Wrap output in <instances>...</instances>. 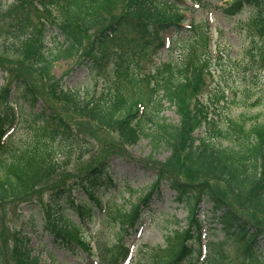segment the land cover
<instances>
[{
	"label": "rangeland",
	"instance_id": "1",
	"mask_svg": "<svg viewBox=\"0 0 264 264\" xmlns=\"http://www.w3.org/2000/svg\"><path fill=\"white\" fill-rule=\"evenodd\" d=\"M50 2L0 0V139L1 133H6L4 150L30 145L34 137L32 113L46 111L55 112L63 120L71 134L78 138L79 146L71 151L68 159L60 156L55 170L39 181L29 194L0 204V248L5 264H15L14 242L24 231L31 239L33 254L38 255L43 264H102L100 256L103 250H110L118 241L117 233L123 218L119 219L118 210L128 212L136 201L152 189L157 180V168L166 164L171 151L166 145L153 149V145L144 137L127 138L118 128L99 126L78 112L74 105L75 96L86 98L92 95L99 98L107 93L108 86H121L116 70L123 61L122 55L129 54L139 74L145 77L140 83V92L139 89H128L126 92L140 98L143 96L144 110L147 111L152 108L148 97H158L153 91L154 81L148 76L150 70L165 61H181L193 39L198 54L201 57L207 55V63L203 67L207 74L204 78L206 87L190 91L191 99L200 103L204 100L209 107L211 120H215L211 124L200 121L195 136H217L214 130H225L228 116L234 120L249 119L247 126L255 122L264 123V31L261 32L252 23L257 15L255 8L248 7L240 14L228 16L224 10L232 0H202L190 11L177 12L176 18L186 30L182 33L174 29L164 32L165 46L160 50L149 47L142 54L139 51L134 53L128 43L137 35L128 30L120 31L103 43L95 42L96 32L114 16L125 12V6L121 5L104 12V16L84 32L83 49L78 58L56 61L52 77L47 78L32 68V54H27L28 59L25 54L28 49H33L43 28L47 29V54L51 55L65 41L58 27L49 24L50 15L44 4L49 5ZM189 2L182 0L181 4L191 5ZM9 11H12L10 17L7 16ZM26 16L29 17L27 20ZM189 25L200 29L202 38L194 39L187 28ZM25 30L32 33L28 36L29 45L15 49L12 44L14 36L22 35ZM84 60H88L90 66L83 64ZM25 85L31 88L36 102L22 94ZM8 88L11 89L9 100L5 101V90ZM164 106L156 116L168 123L179 124L181 119L175 107H170L168 103ZM229 141L222 136L215 139L216 143L224 146ZM106 159L105 165L111 169L113 183L107 180L105 184H96L102 191L100 200L107 202L111 209L100 211L95 208V221L77 237L85 241V246H89L88 251L92 253L88 255L72 244L54 239L55 232L47 218V213L54 206L49 204L48 197L51 190L66 184L73 190L76 202L87 199L82 188H74L80 185L81 177L87 171ZM168 171L179 180L196 182L210 179L214 191L221 193L238 215L249 220L252 229L259 224L264 230V209L255 208L258 209L255 211L249 206L256 205L255 201L242 206L240 202H246L245 199L241 201L226 184L212 180L205 173H183L180 169L172 168H168ZM158 191H153L149 206L151 210L146 212L140 231L123 240L130 247L131 256L125 260L120 255L118 264H148L151 259L167 256L168 248L177 242V238L170 239L173 233L188 228L191 203L181 201L168 183L161 185ZM212 208V203L206 202L203 197L200 199L198 217L206 222L202 241L194 242L197 250L192 264H248L242 245L235 239L224 240L218 223L220 212H213ZM113 212L118 216L115 220L109 218ZM66 213L73 221H79L74 210L68 209ZM212 242L218 243L216 252L212 250ZM213 253L216 256L221 253L220 258L216 260Z\"/></svg>",
	"mask_w": 264,
	"mask_h": 264
},
{
	"label": "trees",
	"instance_id": "2",
	"mask_svg": "<svg viewBox=\"0 0 264 264\" xmlns=\"http://www.w3.org/2000/svg\"><path fill=\"white\" fill-rule=\"evenodd\" d=\"M189 1L195 3L202 0ZM181 2L182 0H51L49 5L44 4L50 15L49 24L58 27L65 41L57 50L52 51L51 55L47 54L45 45L47 29L43 28L33 49L31 51L28 49L25 56L28 59L27 54H32L30 56L32 68L51 78L54 63L61 59L78 58L83 49L84 32L89 31L104 16V12L112 11L121 5L125 6V12L114 16L107 25L99 29L94 41L103 43L120 31L128 30L137 35L128 43L134 53L139 51L142 54L143 50L149 47L160 50L165 44L164 32L174 29L175 32L182 33L186 30L176 17L179 10H189L190 7L182 5ZM248 7L257 10L252 23L263 32L264 0H232L224 11L228 16H233ZM11 13L12 11H9L7 16L10 17ZM27 18L29 17L26 16V20ZM188 30H191L194 39L202 38L201 30L195 25L189 26ZM24 32L20 36H14L12 44L15 49L29 45L28 36L32 33L28 30ZM192 40L181 61H165L156 64L150 70L148 76L154 81L153 91H156L158 97L155 98L153 95L148 97L152 108L147 111L144 110L143 96L140 98L126 92L128 89L137 91L145 77L139 74L135 61L129 54L122 55L123 61L116 70L121 86H108L107 93L99 98L92 95L86 98L76 95L74 98L78 112L99 126L109 129L118 128L127 138L144 137L153 145V149L166 145L171 151L166 164H161L157 168V180L152 189L134 203L128 212L118 210L119 219L123 217L120 231L117 233L118 241L110 250H103L102 264H118L120 255L124 258L128 256L130 250L123 240L133 230L140 228L147 216L146 212L151 210L149 206L153 191L157 190L163 181L168 182L181 201L186 200L191 203L189 226L186 230L173 233L170 239L177 238V242L168 248L167 256L151 259L148 264L193 263V255L197 250L194 242L202 238L203 222L198 217L199 202L202 197L206 202L212 203L213 212H220L218 223L224 233V240L235 239L240 243L248 264H264V244H262L264 230L261 225L257 224L252 232L249 220L238 215L227 204L221 193L214 191L210 179L196 182L179 180L171 176L168 171V168H172L180 169L183 173L189 171L205 173L212 180L226 184L238 194L241 201L245 199L246 202H240L242 206L255 201L256 205H249L251 208L264 209V123L255 122L247 126L249 119L234 120L228 116L227 128L214 130L217 131V136L198 137L194 134L200 121H208L211 124L215 123V120H209V107L205 103L191 99L190 91L206 87L204 78L207 74L204 73L206 68H203L207 63V55L201 57L197 52V44ZM262 56L264 58V51ZM83 64L90 66L88 60H84ZM10 91V88L5 90V101L9 100ZM32 93L30 87L25 85L22 88V94L29 96L32 102H36ZM165 103L175 107L181 119L179 124L168 123L164 118L156 116L162 112ZM32 115L34 137L30 145L4 150L6 144L4 145L1 140L5 133H1L0 204L29 194L39 181L55 170L60 156L68 159L71 151L79 146L76 135L71 134V130L55 112L42 111ZM219 136L230 140L227 146L215 142ZM107 160L87 171L86 175L81 177L80 185L74 188H82L87 199L76 202L77 199L72 194L73 190L66 184L50 191L48 201L55 208L47 213V218L55 232V240L72 244L74 248H81L84 252L90 253L85 241L77 237L82 235L88 226L86 223L90 225L95 219V208L103 211L100 200L102 191L96 183L105 184L107 180L113 183L112 173L108 170V165H105ZM129 191L132 192L130 189ZM68 209L78 214L79 221L71 219L66 213ZM110 209L109 205L105 210ZM114 212L109 214V218L115 220L118 216ZM20 234L14 242L15 264H43L41 258L33 254L29 235L24 231ZM211 246L216 252L218 243L212 242ZM213 255L217 260L221 253L219 256L214 253ZM0 264H5L1 248Z\"/></svg>",
	"mask_w": 264,
	"mask_h": 264
}]
</instances>
